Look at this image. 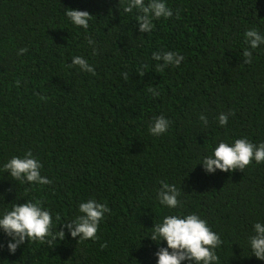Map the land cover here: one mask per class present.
<instances>
[{"label":"trees","instance_id":"trees-1","mask_svg":"<svg viewBox=\"0 0 264 264\" xmlns=\"http://www.w3.org/2000/svg\"><path fill=\"white\" fill-rule=\"evenodd\" d=\"M126 3L0 0V214L42 200L55 230L81 215V202L111 209L95 241L64 228L52 248L26 241L12 254L0 230V264H157L155 253L167 244L148 238L152 227L187 214L220 236L219 264H264L249 243L254 223H264V163L211 173L200 163L221 141L264 142V44L250 49L244 36L253 28L264 35V0H166L173 16L153 20L151 33L139 31V13H125ZM67 8L88 11V29L72 24ZM21 48L27 52L18 55ZM168 51L184 59L158 72L163 61L152 53ZM75 56L95 75L69 68ZM221 113L229 114L226 127ZM159 116L171 124L155 136L149 126ZM29 150L51 185L5 172L8 160ZM160 181L181 188L182 207L159 203Z\"/></svg>","mask_w":264,"mask_h":264},{"label":"clouds","instance_id":"clouds-1","mask_svg":"<svg viewBox=\"0 0 264 264\" xmlns=\"http://www.w3.org/2000/svg\"><path fill=\"white\" fill-rule=\"evenodd\" d=\"M121 6V0H119ZM133 9L138 11L136 21L139 24L141 33H151L154 29L153 20L160 18H171L173 11L166 5V0H127L123 6L125 13H131ZM67 18L77 27L88 29L89 21L92 15L88 11L67 8L65 13ZM177 18L179 15L177 13ZM245 41L250 46V49H257L261 44H264V35L260 34L258 29H249L244 33ZM89 44L94 41L89 39ZM27 52L26 48H21L18 52L23 54ZM245 64L252 62V51L245 49L243 51ZM152 58L156 61H163L156 65L158 72H163L168 65L178 67L184 59L179 53L171 51L153 52ZM68 65L69 68L79 66V69L84 72L95 75V69L81 56H75ZM147 69V65L142 66ZM145 70L138 72L143 76ZM127 79V73L123 74ZM19 85V80L17 81ZM155 96L160 93L156 91V87L149 89ZM43 99V97H41ZM229 114L221 113L218 117L220 126L226 127L228 124ZM200 120L207 126V117L203 114ZM171 122L164 116L154 118V122L149 126V132L152 135L159 136L168 131ZM253 161L256 164L264 163V142L259 145L252 143L247 138L235 139L230 145L227 142L221 141L213 149L211 156H205L200 162L203 164L207 172H215L220 169L222 172H230L239 169L243 170L250 166ZM4 170L13 180L26 182L30 184L51 185L53 182L46 176L41 175L43 164L36 159L31 150L27 151L23 157L13 156L4 164ZM160 188L157 190V199L161 205L170 209H175L183 206L180 199L181 188L175 184H169L165 181H160ZM26 201V200H25ZM81 215L74 220L66 221L54 230L53 216L51 212L43 206L42 200H27L24 203L13 204L11 210L0 214V230L10 237L7 243V248L10 253L14 254L18 247L26 241L39 242L47 244L52 248L54 243L57 245L65 239L66 228L71 237H79L80 241L99 239L97 233L99 225L105 218V213H110L111 209L106 203L97 202L95 199H89L86 202H81L78 206ZM56 221L60 220L57 214ZM254 235L249 237V243L253 255L264 260V223L255 222L253 225ZM152 234L148 237L152 241H158V245L164 241L167 247H159L155 253L157 256V264H182L184 261H190L192 264H219V257L216 249L222 245L220 236L212 231L205 219H202L197 214L187 215H167L163 218L162 223H155L152 227ZM3 247V245H0ZM107 247V244H101V248Z\"/></svg>","mask_w":264,"mask_h":264}]
</instances>
